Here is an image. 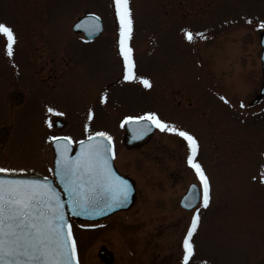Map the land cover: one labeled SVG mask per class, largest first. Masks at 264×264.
Wrapping results in <instances>:
<instances>
[{
  "label": "rangeland",
  "instance_id": "1",
  "mask_svg": "<svg viewBox=\"0 0 264 264\" xmlns=\"http://www.w3.org/2000/svg\"><path fill=\"white\" fill-rule=\"evenodd\" d=\"M112 5L0 0V22L16 36L12 58L0 36V167L50 176L47 136L64 134L76 143L87 135L85 123L90 132H107L116 144L115 168L133 181L135 196L129 209L99 222L69 220L79 263L181 264L193 213L177 202L191 183L202 199L187 142L155 128L143 142L123 144L124 117L155 112L196 139L195 160L210 184L209 207H196L200 221L189 264H264V99L256 109L234 104L252 101L261 86L264 0H129L135 72L150 88L122 78ZM87 13L101 19L104 32L82 42L71 24ZM184 30L193 33L191 42ZM48 106L63 115L47 113ZM46 118L64 126L49 128Z\"/></svg>",
  "mask_w": 264,
  "mask_h": 264
},
{
  "label": "snow or ice",
  "instance_id": "2",
  "mask_svg": "<svg viewBox=\"0 0 264 264\" xmlns=\"http://www.w3.org/2000/svg\"><path fill=\"white\" fill-rule=\"evenodd\" d=\"M115 18L118 23V48L123 60L122 78L126 82L139 81L144 88H150V81L138 77L135 72L133 49L129 41L133 34V19L129 0H112ZM90 23L85 27L89 35L100 30L99 17L90 15ZM264 29V22L259 24ZM196 35H200L197 33ZM0 36L4 38V54L12 58L16 36L12 27L0 22ZM184 38L191 42L193 33L184 30ZM225 103L228 101L220 97ZM105 96L100 97L104 103ZM46 112L55 116L63 113L53 107H46ZM94 113L90 108L86 119L91 121ZM51 128L53 122L44 120ZM127 126L134 139H140L153 128L182 137L187 142V163L193 169L202 188L200 206L207 209L210 204V184L201 165L195 160L198 150L196 139L187 131L163 121L155 112H145L139 116H126L121 127ZM85 139L76 141L79 151L74 157L69 156L73 140L70 136H47V141L55 147V176L67 196V209L74 215L93 217L111 211L129 196L126 180L113 171L114 159L112 137L104 131L90 132L89 124H84ZM24 169L0 167V174L5 176L23 172ZM261 183H264V170L261 171ZM192 185L185 197L186 207L196 203ZM200 221V208H196L191 224L183 237V258L181 264H189L194 255L193 234ZM95 227V225H81ZM0 264H78L76 241L72 225L65 216V202L53 188L51 182L40 179H0Z\"/></svg>",
  "mask_w": 264,
  "mask_h": 264
},
{
  "label": "water",
  "instance_id": "3",
  "mask_svg": "<svg viewBox=\"0 0 264 264\" xmlns=\"http://www.w3.org/2000/svg\"><path fill=\"white\" fill-rule=\"evenodd\" d=\"M88 17L89 16H85V17L81 18L79 21H77L73 25V30H75V31H82L84 33L85 38L91 39V38H93V37H95V36H97L99 34L101 28H100L99 31H96L93 34L89 35V33L87 31H85V28H78V27H76V25H78V24H83V25H85V27H87V25L90 23V20L88 19ZM99 23H100V21H99ZM261 46H262V61L264 63V35L262 36V39H261ZM54 125L57 128H60L61 127V123L60 122H55ZM125 131H126L125 146L131 147L132 145L141 142L146 136L150 135L152 133L153 129H152V131L147 132L140 139H134L132 132L127 128V126H125ZM78 151H79V144L76 145V147L73 150L71 148V151L68 153V155L74 157ZM52 152H53L52 174H53L54 181L52 179H49V178H47V179L51 182L53 188L59 194L61 200H63L65 202V216H66V219H68L69 217H71V218L80 219V220H98V219H101L103 217H106V216L112 214L113 212H116V211H119V210H126L131 205L132 200H133V193H134L133 186H132L131 182L128 179L123 178L122 176H120L117 173V171L112 166L113 171L116 173V175L119 176V177H121L122 179L126 180L127 183H128V185H129V196H128L127 201H125L119 207H117V208H115V209H113L111 211H107L103 215H99V216H93V217L77 216V215H74L71 212H69L68 209H67V199L68 198H67L66 194L64 193L63 187L59 183L58 179L55 176V172H54V169H55V159H56V151H55L54 145H52ZM9 178H11V179H40V180L45 179V177L33 176V175H11V176H5L3 174H0V179H9ZM191 186H189L187 192L185 193V195L179 201V206L181 208H183V209H190V208H192L196 204V203H194L192 205V207H186V205H185V197L189 194V190L191 189ZM194 194L196 196V202H197V192H196V189L194 190ZM99 254H102V251L99 252ZM108 257H109V255H108Z\"/></svg>",
  "mask_w": 264,
  "mask_h": 264
},
{
  "label": "flooded vegetation",
  "instance_id": "4",
  "mask_svg": "<svg viewBox=\"0 0 264 264\" xmlns=\"http://www.w3.org/2000/svg\"><path fill=\"white\" fill-rule=\"evenodd\" d=\"M74 35L78 38V40H81L82 42H91V41H93V40H91V41H85V40H83L82 39V36L79 33H74ZM114 49H116L115 52H119L118 45H117V47L115 46ZM118 55L119 54H116L117 57H118ZM262 82H263V80H262ZM262 82H261V84H262ZM114 84H115L114 82L109 83L108 85H105V88L104 89H107L108 87H111ZM260 88L258 89V91L256 92V94L254 95V98L252 99V101H250L248 103H242V104L239 101H236V103H234V104L239 105L241 109H245V107L248 108V109H251V108H253V109L260 108L261 102L264 99V95H262V96L259 95Z\"/></svg>",
  "mask_w": 264,
  "mask_h": 264
}]
</instances>
